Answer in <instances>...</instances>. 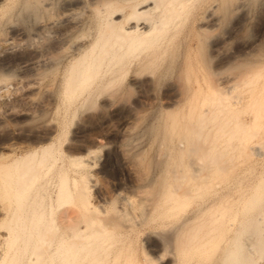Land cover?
<instances>
[{
  "label": "bare ground",
  "instance_id": "6f19581e",
  "mask_svg": "<svg viewBox=\"0 0 264 264\" xmlns=\"http://www.w3.org/2000/svg\"><path fill=\"white\" fill-rule=\"evenodd\" d=\"M194 1L0 0V93L12 92L0 110V192L14 199L10 215L7 208L0 209L1 216L10 221L0 233L9 248L0 254V264H115L118 255L117 251L111 253L109 241L112 218L102 221L99 215L89 213L96 211V205L91 202L83 173L77 171L71 181L65 173L56 188L57 198L78 197V208L89 214L82 225L55 224L53 218L46 223L38 195L41 177L56 163L58 134L49 116L58 104L56 88L50 85L54 80L59 81L64 103L75 102L86 111L93 104H109L112 96L105 95V90L118 88L128 73L132 74L131 84L149 86L147 76L154 73L155 66L153 72L147 69L164 53L169 56L166 72L176 63L180 65L179 81L170 80L166 89L158 173L153 183L135 189L148 218L153 219L155 213L167 219L175 217V211L184 209L193 193L234 168L230 167L233 153L242 158L251 154L254 145L248 147L247 141L259 133L264 121V26L250 39L237 33L246 26L250 6L259 0H211L197 13L192 11ZM231 11L236 14L233 31L210 37L211 50L218 55L216 64L210 65L206 60L209 54L202 48L206 33L216 30ZM182 25L185 31L175 42ZM229 39L232 47L223 49ZM181 45L185 52H179ZM44 74L50 75L51 81L40 93ZM130 110L137 117V112ZM140 150L139 144H134L131 155L143 156L138 154ZM81 159L69 157L77 165ZM138 159L137 165L143 158ZM259 183L262 181L242 204V218L232 237L223 235L230 228L225 227L222 233L216 225L219 220L224 225L221 220L227 210L220 215L218 205L207 207L184 218L175 230L176 234L184 231L186 237L181 244H174L177 250L169 252L170 263L164 261L163 251L148 243L152 238L146 235L150 252L142 264H178L180 257L186 261L194 255L210 257L211 264H254L264 253V219L252 212L260 209ZM71 211H64L61 217L71 219ZM207 211L206 221L203 214ZM128 254V261L122 264H140Z\"/></svg>",
  "mask_w": 264,
  "mask_h": 264
},
{
  "label": "rangeland",
  "instance_id": "374dc122",
  "mask_svg": "<svg viewBox=\"0 0 264 264\" xmlns=\"http://www.w3.org/2000/svg\"><path fill=\"white\" fill-rule=\"evenodd\" d=\"M210 1L211 0H195V7H193L194 10H196L192 11L195 13L202 12ZM262 2V0H259V2H256L257 4L254 3L250 6V17L248 16L247 18L246 26L244 24L237 33L240 37L250 39L264 26V5ZM198 4L199 7H197ZM229 13L226 14L228 17L225 16L227 18H222L219 27H216V30L212 29L210 32H205L208 37H206V35L202 36L204 37V41L206 37L205 42H203L202 39V42L205 43V46L202 43V48H205V50L203 49V52L209 54L206 53L205 55L209 56V59L206 60L210 65L216 64L215 62L218 61V55L214 54V51L211 50L209 40H212L211 38L213 36L219 34L229 35L233 31L232 29L236 22V14L235 12ZM1 21L0 17V22ZM90 22V28L92 29V27L94 28L93 19H91ZM179 28L181 30L178 29L179 31L173 38V41L175 42L181 37V32L183 33V31H185L183 25L182 28ZM232 43L233 40L229 39L222 48L230 49L233 45ZM184 46L185 45H181L182 48H179V52L182 53L183 51H186L184 50ZM143 56L144 55L141 57ZM208 56H205V58ZM168 58V54L166 56V53H164L160 59L155 60L156 62L154 61L156 65L152 63L150 68L147 69H151V72L154 71V73L147 76L151 79L149 86H146V84H142V86L131 84L129 77L132 74L128 73V75L126 74V76H123V78L120 79L118 88L113 86L108 87L107 90H105V95L112 96V102L110 101L109 104L104 106L93 104V106L86 111L83 107L81 108L79 105L77 106L75 102L69 104L64 103L60 96L61 89L59 81L56 82L54 80L53 83H50V85L53 84L55 86L56 95L58 97V104L49 113L52 121L56 124L55 127L57 130L55 133L58 134V137L55 141L57 152H55L53 157L56 159V163L41 177V182L39 184L38 199L40 202L42 201V207L46 212V223H50L51 218H53L55 224L67 226H70L71 224H76L75 226L82 225V221L86 218L85 214L88 212L84 214V212L78 208V197L72 195L68 198H57L56 188L61 179L60 177L64 176L65 173L67 174L69 181L77 175V171L83 173L85 184H87L89 188L91 202L96 205V211L89 213H94V216L99 215V217L102 218V221H108L112 218V221H109L111 222V235L109 241L112 242L111 248L113 250L111 253L115 251L118 252L115 264H122L123 261H128V252L132 253L131 256L134 262H140V264H142L145 260V254L149 251L147 249V242H145V237L148 234H150L152 238L148 243L153 244L151 246H157L159 251H163V256L165 258L164 261L166 262L169 260L170 263L169 252L175 251V249L177 250L178 247L174 244H181L186 237L184 231L176 234L175 230L179 227L184 218H189V216L191 217L194 214L201 213V211L207 209V207L210 208L211 206L218 205L216 212L218 214L220 213V215L227 210L226 214L229 215L225 214L223 217L224 219L222 218L221 220V223L224 221L222 223L224 224L222 225L223 227L219 224L220 220L216 225H219L223 229L222 230L218 226V229L220 228L221 232H224L225 227L226 230L230 228L228 229L229 231L227 230L228 232L226 231L228 234L222 233L226 238L232 237L236 231H234V229H237V225L239 221H241L240 218H242V214L239 212L242 204L251 195L254 187L258 185L257 182L261 181L262 183H259L261 190L260 209L253 210L252 212H254V215L258 212V214L263 216L264 219V121L261 123L263 126L259 129V133H257L256 136L255 134L250 136L247 141L248 147L254 145L250 147L251 150L249 149L251 154L249 153L248 156L246 155L247 157L243 156L244 158H242V155L239 156L232 152L233 155L231 160L232 162L234 161V163L231 162L233 165L230 164V167L234 168H230L231 171L228 169L230 172H227V175H223L222 179H219L221 176L216 177L219 180L213 178L214 184L210 183L204 187L206 189L201 188L200 190H197L196 193H193L192 197H190V199L188 198L189 200H186L188 203L183 205L184 209L175 211V217L172 216L167 219L165 216H157L156 213L154 216L152 215L154 220L151 216H149V218L147 217V210L144 209L145 203H143L144 201H140L141 199L139 200L137 195H135V189L143 188L148 184L153 183L160 167L159 164L156 163H158L157 159H160L159 151L161 149L160 147H162L160 146V144L162 145V132L160 126L161 121L163 120V109L165 108V102L168 95L166 89H168L170 80H175L174 82L179 81L176 75L178 74L177 71L179 67L177 68V66H180L179 64L176 63L173 68L166 72L167 62L169 61ZM152 66H155V68H151ZM50 77L51 76L47 74L46 77L45 74L43 75L42 82L39 86L40 93L47 88L46 86L51 81ZM8 91H6L7 93H0V110L4 107V103L12 96V92ZM112 91H115V93ZM83 109L84 111L81 113ZM130 109L137 112V117L132 116ZM99 112H101V114H99ZM85 114L87 115L84 116ZM83 119L84 121L87 119V121L84 122ZM98 119H101V121ZM260 135L263 137H259ZM134 144H139L141 152L138 154L143 156L139 157V155H137V157H133V155H131ZM122 152H124V155ZM125 155L131 156H128L129 160H125L127 157H125ZM70 156H81L82 159L79 165L72 163L69 160ZM137 159H141L138 161V165ZM131 160L133 162H131ZM70 162L72 164H70ZM134 162H136V164H134ZM140 162H142L143 165ZM77 184L81 185L82 182H77ZM200 192L201 194L199 195ZM119 193L126 195L127 198H123ZM131 202L134 205H132ZM13 203L14 199L12 197L2 196V193L0 192V209L1 207L7 208V216L11 214L14 208ZM75 206H77L78 209H75ZM97 208L101 211H98ZM70 209L72 210L70 215L73 219L62 218L61 216L65 213L64 211H69ZM218 210L221 212H218ZM80 212H83V215ZM177 212H179V214H177ZM216 212L215 214H217ZM144 214H146V216ZM208 214L209 211L203 214L206 221L210 215ZM9 223L10 221L8 218L2 217L0 214V233H4L3 226L8 225ZM205 229L206 228H204V230ZM251 238H253V236H251ZM164 246L165 249H162ZM7 249H9L8 245L0 234V254ZM215 256L217 255L215 254L214 257ZM193 257H195V259ZM203 257L204 256L199 258L198 255H194L192 258L189 257L192 262H190L187 257L186 261H189V263L185 261V258L183 259V257H180L178 264H200V262L201 264L212 263L213 259L209 260L210 257L206 259L205 257L208 256ZM254 264H264V253L261 257L257 258Z\"/></svg>",
  "mask_w": 264,
  "mask_h": 264
}]
</instances>
